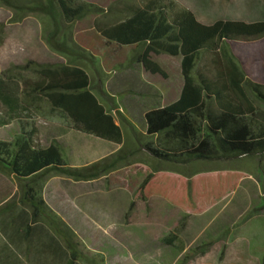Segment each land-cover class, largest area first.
Returning a JSON list of instances; mask_svg holds the SVG:
<instances>
[{"label": "trees", "instance_id": "trees-1", "mask_svg": "<svg viewBox=\"0 0 264 264\" xmlns=\"http://www.w3.org/2000/svg\"><path fill=\"white\" fill-rule=\"evenodd\" d=\"M110 2L102 8L84 0H0L13 12L12 23L36 16L47 46L64 59L11 66L9 72L23 80L20 95L0 80V129L17 127L11 140H0V175L15 180L20 191L3 192V217L22 207L31 218L28 224L26 215L19 216L13 227L30 231L31 224L49 218L45 212L56 216L43 197L52 176L74 182L104 178L108 192L129 193L131 210L161 198L184 215L197 216L237 190L247 161L264 158V19L205 24L179 0ZM256 42L257 57L252 52ZM160 55L180 59L182 91L174 102L147 111L139 129L121 114L103 83L113 72L130 69L166 81L156 60ZM42 102L48 116L120 145V150L85 166H70L59 140L48 147L37 142L35 120ZM124 130L132 134L128 143L133 148H124ZM140 153L149 165L133 160ZM48 222L74 260L94 255L62 219Z\"/></svg>", "mask_w": 264, "mask_h": 264}, {"label": "rangeland", "instance_id": "rangeland-1", "mask_svg": "<svg viewBox=\"0 0 264 264\" xmlns=\"http://www.w3.org/2000/svg\"><path fill=\"white\" fill-rule=\"evenodd\" d=\"M84 1L96 3L102 8L112 3L110 0ZM179 4L191 10L198 20L205 24L219 19L248 22L264 19V0H179ZM13 16L11 10L0 5V80L6 88H17V93L20 95L24 87L23 80L18 73L9 72L11 66L25 64L29 60L56 63L64 59L47 46L43 27L36 16H27L20 23H12ZM102 18H95L86 22L84 26L89 28L92 22ZM259 44L260 42L252 44L255 57L261 54L258 50ZM156 60L167 74L168 79L164 81L166 83L161 84L159 77L150 78L141 70L133 69L123 73L113 72L104 81V90L114 97L112 91L117 90L119 84L125 88L129 84L141 86L145 81L152 80L157 90L164 85L162 89L165 95L169 90H166L167 85L172 92H177L180 82V59L160 55L156 57ZM99 65L92 68H98ZM97 81L92 78L94 86L98 85L99 81ZM127 97L136 100L141 96L128 93L114 97V103L119 109H124V114L127 108L141 106L140 103L137 105L135 101ZM166 99L162 100L161 106L170 103ZM147 106L152 105L146 102L141 109ZM37 108L39 112H37L35 125L39 129L38 144L48 147L56 139L59 140L65 151V159L70 166H84L118 152L117 144L75 131L66 121L48 116L44 102ZM117 121L119 122L118 117ZM16 130V125L0 129V140H11ZM124 133V148H133L128 143L132 134L128 130H124ZM135 146L138 147L139 144L135 143ZM133 160H143L147 165L151 163L142 153L135 156ZM240 171L244 174V178L235 191L236 195L232 204L227 205L229 208L227 212L236 208L235 212L240 213L241 218L236 224H227L230 227L227 233L231 234L232 238L220 240L229 243L230 246H224V252L219 256L217 253L221 248L217 246L218 241L214 240L210 245H205L203 235L192 238L191 234L195 229L201 230L203 224L201 220L193 219V222L182 220V213L170 207L161 198H153L149 203H139L131 211L129 193L124 190L108 192L104 178L92 182H74L61 176V217L69 221L73 228H77L78 235H76L79 239L83 238L105 255L121 257V261L111 262V264H264V159L247 161ZM1 177L2 192L9 190L17 194L20 192L15 180ZM56 177L58 176H52L48 181ZM58 182V179H54L48 186L47 196L53 203H57V194L52 187ZM226 203L227 201L223 204ZM102 209H113V214L98 216ZM92 218L113 220L105 233L97 229ZM226 218L230 219L229 214ZM79 226H84L85 230H80ZM123 234H127L124 238L129 240L127 247H122L114 240L121 239ZM169 234L177 235L172 245L168 243L171 236ZM143 250L151 255H140V251Z\"/></svg>", "mask_w": 264, "mask_h": 264}, {"label": "crops", "instance_id": "crops-1", "mask_svg": "<svg viewBox=\"0 0 264 264\" xmlns=\"http://www.w3.org/2000/svg\"><path fill=\"white\" fill-rule=\"evenodd\" d=\"M130 70H133V69H130ZM137 70H140V69H137ZM179 76H180V68H179ZM149 77L153 78L151 76ZM163 83H166V82L161 80V84ZM182 85L183 84H182L181 78H180V82L177 88V92H172V90H170V86L167 85L166 90L168 89L169 90H168V93L166 92L167 95H165V92L162 89L164 85H161L159 90H157L155 89V86L152 84V80H150L149 82L145 81L144 83L141 84V86L140 85L135 86V85L129 84L128 87L126 86L124 88L123 86L119 84V87L117 86L118 89L114 90L112 93L114 97L116 96L120 97L128 93H124L122 95H119V94L116 95L114 92L116 93L126 92L130 90L131 91L130 94H136V95L141 96L140 99L136 98V100L132 99L131 97H127V98H131V101H135L137 105L140 103L141 106L146 102L152 105V106H147L144 109H141V106H138V107L136 106L135 108L132 107L130 109L127 108L125 114H124L123 108L119 109L120 112H122L121 114L124 117H126L135 126H137V128H139L138 121H140L142 116L147 111L151 109L162 108L166 106V105H162V106L160 105L163 99L167 98L166 99L167 102H170V103L177 100L181 94ZM116 124L119 125V122L117 120H116ZM120 148L121 146L118 145V151L120 150ZM103 158H100V159H103ZM98 160H95V161H98ZM75 167H81V166H75ZM1 179L2 177L0 175V264H111V262L118 263L119 261H121V257L105 255L104 253H101L100 251H98V249L95 248L91 243L88 244L81 237H80L81 239L80 241L84 244L86 248L91 250L94 253V255L86 256V257H79L77 260H74L73 256H71L67 252L66 248L64 247L63 242L60 243L59 239L56 238V236L53 234L52 228L48 222L50 217L52 219L54 218L62 219L78 235L76 231L77 228L76 227L73 228L69 221L61 217V177L60 176L47 181V183L45 184L44 191H43L44 201L46 202L49 209L56 216L54 215L51 216L49 212H45L46 214H48L49 218H47L46 220H40L36 224H31L33 229H31L30 231L28 230L25 231V229L19 228L18 224H16L15 227H13L14 226L13 223L16 220H18L19 216L21 215H26L25 219L29 221L28 224L31 223L30 211L27 208H22V207L13 208L11 210L10 217L9 218L6 217L4 219L3 208L1 205L2 204V194H3ZM54 179H58L59 181L57 185H54L52 187V190L55 191V193L57 194V203L51 202L47 196L48 189H49L48 186L51 181H54ZM235 195H236V192L231 194L225 200L227 201L225 205L223 204L225 201H221L218 204H216L214 207L206 211L205 213L201 215H197V216L184 215L180 210L176 209L182 213L183 215L182 220H185L186 222L187 221L193 222V219H197V221L201 220V222H203V224L201 225V230L199 231V229H195L194 232H192L191 236L192 238H198L200 235H203V240H204L205 245H210L211 243H213L214 240L218 241L217 246L220 247L221 249L218 251L217 256L221 255L224 252L223 250L224 246H230L229 243H226V242L224 243L220 241L225 238H230V239L232 238L231 234L227 233L228 229L230 228L229 226H227V224H236V222L240 220L241 218V214L235 212L236 208H233L229 210V212H227V209H229L227 205L232 204L233 199L235 198ZM134 209H132L131 211H133ZM108 214H113V209H102L99 211L97 215L101 216V215H108ZM228 214L230 216V219L226 218L228 217ZM93 220H94L93 224L97 225L98 230L105 231L109 229L110 222L113 219H110V218L97 219L96 218ZM7 222H9L8 227L4 225V223H7ZM121 226L123 227L122 224ZM79 229L85 230L84 226L83 227L79 226ZM122 230L124 229L122 228ZM27 232H30L29 236H25ZM169 235L171 236H169L168 243L169 245H172V242L176 239L177 235L175 234L173 235L169 234ZM122 236L123 237H121V239H114V238L113 239L117 242V244L122 245V247L123 246L127 247L129 245V240L127 238H124L127 236V234L126 235L123 234ZM114 240H111V241L114 242ZM201 247H205V246H201ZM140 255L150 256L151 254L143 250V251H140Z\"/></svg>", "mask_w": 264, "mask_h": 264}]
</instances>
